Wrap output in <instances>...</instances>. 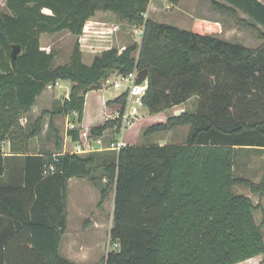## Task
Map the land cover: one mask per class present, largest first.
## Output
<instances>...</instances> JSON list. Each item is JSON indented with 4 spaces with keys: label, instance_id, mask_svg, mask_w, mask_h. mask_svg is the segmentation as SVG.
I'll return each instance as SVG.
<instances>
[{
    "label": "trees",
    "instance_id": "16d2710c",
    "mask_svg": "<svg viewBox=\"0 0 264 264\" xmlns=\"http://www.w3.org/2000/svg\"><path fill=\"white\" fill-rule=\"evenodd\" d=\"M151 1L6 0L0 12V179L7 171V141L10 153L22 158V168L20 178L15 167V183L0 182V264H78L60 252L73 177L101 188L102 201L115 193L111 239L116 248L101 263L237 264L264 254L263 226L255 217L261 203L234 190L244 185L264 197V178L257 183L235 173L240 149H264V43L251 48L156 21L147 16ZM212 1L220 9H239L264 27L260 1L226 0L231 6ZM98 11L143 33L140 42L112 46L86 64L79 37ZM62 31L77 39L69 63L56 65V51L43 48L41 36ZM15 45L21 52L13 59ZM146 68L143 106L151 115L193 97L199 103L194 112L184 110L149 126L144 136L190 125L185 142L63 152L57 134L54 150L32 152L30 142L42 135L47 113L50 130L59 115L75 114L82 124L88 92L101 89L114 73ZM60 80L73 83L69 96L24 122L37 98ZM127 96L123 92L107 101L121 105L120 115L91 127L90 138L122 131ZM81 131L79 126L67 134L80 142Z\"/></svg>",
    "mask_w": 264,
    "mask_h": 264
},
{
    "label": "crops",
    "instance_id": "0c3cea01",
    "mask_svg": "<svg viewBox=\"0 0 264 264\" xmlns=\"http://www.w3.org/2000/svg\"><path fill=\"white\" fill-rule=\"evenodd\" d=\"M157 1V0H156ZM219 1V0H218ZM262 4H264V0H258ZM161 3L163 5H161ZM222 4L231 6L229 2L225 0ZM160 6H164L163 8H170L167 13L168 14L166 21H161L164 19V15L162 12H160ZM209 4L206 0H180L178 4H171L168 2V0H158L154 3V0L151 1V4L149 6V10L147 13L148 17H151L152 19L159 21V22H177L178 26L184 28V29H193L198 28L202 31L211 33L215 36L220 34L222 32V26H221V16L218 14L219 12L216 11V9L209 10ZM238 10V9H237ZM215 13L216 15L213 18H208L206 15L208 13ZM172 13V14H171ZM175 14V15H174ZM109 12L104 11H98L95 16H93L86 24L89 23L90 27L88 31H86V28L84 29L83 34L79 37V42L81 45V49L83 51V58L84 62L86 64H91L94 57L102 52L103 50L109 49L110 47L114 46L115 43L116 46L123 49L126 44L120 43L119 36L117 34V31L112 30L113 24H116L109 16ZM177 15V16H176ZM219 15V16H218ZM248 16V15H247ZM166 17V16H165ZM255 28H262L263 26L259 23L253 21ZM103 23V24H100ZM253 24V25H254ZM187 26V27H186ZM119 41V42H118ZM118 42V43H117ZM43 47V46H42ZM44 48V47H43ZM49 50V49H48ZM86 54H92V57L87 62L85 60ZM66 80H60L56 84V87H63L62 83ZM72 83V82H71ZM73 85V83H72ZM70 86V89L72 87ZM55 87V88H56ZM69 89V90H70ZM45 90L38 98L46 100L47 107H49V98L46 95ZM49 91V90H48ZM68 91V90H66ZM99 91L95 99L90 101L87 99L86 95V105H85V116L82 124H78L82 129L90 130L91 127L96 126L91 124L93 120H96L98 117L97 114V108L101 107L105 114V103L109 100H113L111 97H107L102 90H94ZM123 93V92H122ZM88 94V93H87ZM69 96V93L67 94V97ZM119 96V95H118ZM116 97H114L115 99ZM45 102V101H44ZM37 104V103H36ZM35 104V105H36ZM45 103H41V106ZM34 105V106H35ZM90 107V108H89ZM107 107V106H106ZM186 103L174 106L173 111L174 113L180 114L182 111L185 110ZM108 108V107H107ZM47 109V108H44ZM115 109L114 106H112L111 110ZM35 117L38 116V110L35 111L32 110ZM116 111V110H115ZM169 111V109L167 110ZM152 116H160V114L152 115ZM49 115H47L48 119ZM103 117V116H102ZM62 115L54 117L55 123L62 122ZM61 120V121H60ZM50 122V119H49ZM104 121H101L103 123ZM72 123V121H71ZM99 123V124H101ZM72 124V126H74ZM78 126V127H79ZM57 127V125H56ZM67 128V125H66ZM75 128V127H74ZM56 130L50 133L48 137H46L44 134L40 138L36 139H42L39 141H36L35 139L32 140L30 143V147L33 153H41L42 151H48V150H54L55 149V143H56V136L57 133ZM53 135H55V143L53 140ZM188 136V135H187ZM41 141V142H40ZM63 140V152L68 151H75V150H69L68 145ZM73 141V140H72ZM184 142V141H183ZM75 146L78 145L84 146L82 144V139L80 142L73 141ZM167 144V143H175V142H148V143H142L138 145H147V144ZM110 147L101 146L99 148L100 150L109 149ZM119 150V147H111ZM3 149L5 152V155L8 156L7 158V167H6V173L3 176L2 179H0L1 183L5 184H12L16 181V174H15V167L18 164L20 167V178H21V168H22V158L16 157L18 155L10 153V142L7 141L3 145ZM94 149V150H95ZM92 151V150H91ZM89 151H84L83 153H86ZM102 189L95 186L93 182H91L88 178H77L73 177L69 180L68 185V192H67V230L63 235V239L61 242V248L60 252L63 257L76 262L78 264H105L104 262L101 263L104 257L107 256V254L116 248V246L112 243L111 239V230L113 228V211H114V204H115V193L110 192L107 196V198L102 201ZM102 203V204H101ZM108 205V208H107ZM105 248V250L103 249ZM264 254L253 257L251 259H248L246 261L237 263V264H261L259 262H256L257 259L263 257Z\"/></svg>",
    "mask_w": 264,
    "mask_h": 264
},
{
    "label": "rangeland",
    "instance_id": "374dc122",
    "mask_svg": "<svg viewBox=\"0 0 264 264\" xmlns=\"http://www.w3.org/2000/svg\"><path fill=\"white\" fill-rule=\"evenodd\" d=\"M158 1V0H157ZM154 0V3L157 2ZM209 4V10L216 9L218 14L221 16V26H222V32L217 35V37L228 40L233 43H240L245 46L251 47V48H258L261 44L264 43V39L260 37V32L264 31V27L262 28H255L252 26H255L253 20L247 16L244 12L241 10H235L234 12L227 11L224 9L218 8L216 5H214L212 0H206ZM219 3L225 2V0H216ZM6 0H0V12L6 10ZM161 5H163L161 3ZM228 6V5H227ZM160 12L164 15V19L161 21H166V18L168 14H164L169 12L168 10L170 8H163L164 6H160ZM111 19L120 26V28L117 31V34L119 36L120 43H125L126 45L133 43V42H140L142 31L141 29L131 26L127 22L120 21L116 15L113 13H109ZM172 14V13H171ZM175 15V14H174ZM216 14L215 13H208L206 15L208 18H213ZM218 15V16H219ZM166 16V17H165ZM177 16V15H176ZM173 25L178 26L177 22H170ZM103 24V23H100ZM252 24V26H251ZM254 24V25H253ZM90 25L86 26V31H88ZM181 27V26H180ZM187 27V26H186ZM182 28V27H181ZM115 31V32H116ZM77 39V36L68 32V31H62L54 34H49V33H44L41 36V44L44 48L47 50H55L57 53V57L55 60V64H65L69 63L70 61V56L72 49L74 47V43ZM117 44L115 43L114 46ZM92 57V54H86L85 60L88 62L89 59ZM111 77V78H110ZM110 82L103 81L102 83V92L107 95V97H117L120 95L122 92H124L126 88V83L122 85L121 88H115L113 86V82L116 79H120L119 77L115 75H111ZM63 87H59L56 85L54 87H47L46 95L49 97L47 100H49V107H47V101L42 99H39L38 102L36 101V105L33 107L35 111H37L38 116L35 117L34 114L29 113L26 118L24 119V122L29 121H34L36 118H38L40 115H43L42 113L46 110L47 112H50V110L53 108V106L56 104V102H62L66 97L67 94H70V86L72 85L70 80H66L62 83ZM56 87V88H55ZM70 89V90H69ZM49 90V91H48ZM68 90V91H66ZM100 90V89H98ZM99 91H90L87 94V99L92 102L93 99L97 96ZM112 100V99H111ZM45 101V102H44ZM45 103L44 105L41 106V103ZM199 100L197 97H193L191 100L186 102V107L185 110L189 112H194L197 109ZM108 108H107V107ZM112 106L115 107V109L111 110ZM109 106L107 105V102L105 103V114H101V112H104L101 107L97 108V114L99 119L97 118L96 120L91 121L95 124L93 125H99L101 121H105L107 119H112L116 118L117 114L120 115V108L121 105H112ZM47 108V109H44ZM90 108V107H89ZM32 109V110H33ZM116 110V111H115ZM127 113L129 114L131 118V121L128 123H124L123 129L121 132H116L115 130H108L106 134L103 136V138H99L102 140V144H99L97 142H93V146L95 148H99L101 146H116L118 147V142H124L126 144L130 145H138L142 143H148V142H175V143H183L187 139V135H189L190 132V125H182V126H177L171 131L168 132H160L155 135L145 137L144 132L147 130V128L153 124H158L160 122H166L168 117L175 114L173 109H169V111H165L163 113H160V116H152L147 108L145 106H138L136 103H132V105L129 107L127 103V108H126ZM33 112V111H31ZM46 112V113H47ZM47 115H49L47 119ZM103 116V117H102ZM29 118V119H28ZM51 118L50 113H47L44 116V122H43V132L46 137L50 135L51 132L56 130L57 134H60L61 137L67 145L69 150H75L77 147L72 141V138L67 134L68 129L78 127V123L76 121H73L71 123V117L62 115V122H58L57 124L55 123L56 121L54 120V128L50 130V127L48 126L49 124V119ZM61 121V120H60ZM72 126V124H74ZM57 125V127H56ZM67 125V128H66ZM89 130L82 129L81 131V139L83 142L86 140V136H89ZM55 133V135H56ZM86 134V135H85ZM55 135H53V140L55 143ZM42 136V135H41ZM40 136V137H41ZM38 137V138H40ZM57 138V136H56ZM94 140L96 138H93ZM36 141L42 140V139H35ZM57 140V139H56ZM41 142V141H40ZM83 153V152H82ZM235 173L237 175L243 176L245 178H249L257 183L261 182L262 179L264 178V149H257L253 147H246L242 148L239 151V156L236 158V163H235ZM234 190L237 193H242L248 196H251L252 199L254 200L255 204L261 203V207L255 212V217L256 220L259 224H262L263 226V232H264V197L261 198L259 194H255L250 191V189L244 185H237L235 186ZM108 208V205H107ZM105 250V248H103ZM256 262H259L261 264H264V256L257 259Z\"/></svg>",
    "mask_w": 264,
    "mask_h": 264
},
{
    "label": "built area",
    "instance_id": "2783aa9c",
    "mask_svg": "<svg viewBox=\"0 0 264 264\" xmlns=\"http://www.w3.org/2000/svg\"><path fill=\"white\" fill-rule=\"evenodd\" d=\"M86 26H87V24L85 25V28H86ZM119 28H120V26L117 24H113V26H112L113 31H116ZM141 31H142V29H141ZM141 33H143V31ZM112 75H115V76L120 78V79L114 80L113 86L115 88H121L122 85L124 84V82L127 84L124 92H128V96H127L128 106L130 107L132 105V103H136V105L142 106L143 105V97H144L146 90H147V81H145L142 84H137L136 81L138 78V71L135 70V71L129 73L128 75H122V74H118V73H114ZM110 78L107 79V82L111 81ZM55 85L51 84L48 87L51 88V87H54ZM126 113H127V111H126ZM118 116H119V114H117L116 117H118ZM128 117H130L129 114L124 115V123H128L131 121V118H128ZM93 142H97L99 144H102L101 139H95L94 140V139L90 138L89 136L88 137L86 136L85 142L82 141V144H84V146H86V147L78 145L77 149H75V151L84 152L86 150L87 151L94 150L95 147L93 146ZM117 145L120 148V147L124 146L125 143L122 141V142H118ZM112 147H116V146L113 145Z\"/></svg>",
    "mask_w": 264,
    "mask_h": 264
},
{
    "label": "water",
    "instance_id": "95a60500",
    "mask_svg": "<svg viewBox=\"0 0 264 264\" xmlns=\"http://www.w3.org/2000/svg\"><path fill=\"white\" fill-rule=\"evenodd\" d=\"M21 52V46L20 45H15L12 50V57L13 59H16L19 53ZM149 75V70L148 68L141 70L138 72V78H137V84H142L145 81H147ZM75 120V114H71V121L73 122Z\"/></svg>",
    "mask_w": 264,
    "mask_h": 264
},
{
    "label": "bare ground",
    "instance_id": "6f19581e",
    "mask_svg": "<svg viewBox=\"0 0 264 264\" xmlns=\"http://www.w3.org/2000/svg\"><path fill=\"white\" fill-rule=\"evenodd\" d=\"M89 25V23L87 24V26ZM87 29V28H86Z\"/></svg>",
    "mask_w": 264,
    "mask_h": 264
}]
</instances>
